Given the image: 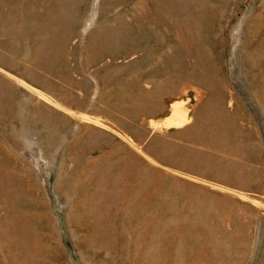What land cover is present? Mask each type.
I'll use <instances>...</instances> for the list:
<instances>
[{
	"label": "rangeland",
	"instance_id": "374dc122",
	"mask_svg": "<svg viewBox=\"0 0 264 264\" xmlns=\"http://www.w3.org/2000/svg\"><path fill=\"white\" fill-rule=\"evenodd\" d=\"M0 264H264V0H0Z\"/></svg>",
	"mask_w": 264,
	"mask_h": 264
},
{
	"label": "bare ground",
	"instance_id": "6f19581e",
	"mask_svg": "<svg viewBox=\"0 0 264 264\" xmlns=\"http://www.w3.org/2000/svg\"><path fill=\"white\" fill-rule=\"evenodd\" d=\"M184 106H185V103L184 102H180V104L176 108L177 109L176 110V113L171 114L170 116H168V118L165 119V121H163V123L165 124L166 127L179 125V124H181V123L186 122V121L189 120V117H188V114H187L188 112H187V110H185ZM165 126H163V127H165ZM134 246H135V244H134Z\"/></svg>",
	"mask_w": 264,
	"mask_h": 264
}]
</instances>
